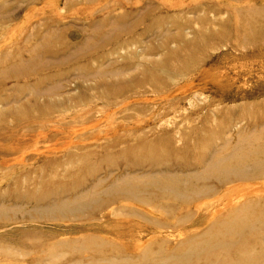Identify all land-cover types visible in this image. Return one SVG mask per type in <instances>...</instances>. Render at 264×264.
Listing matches in <instances>:
<instances>
[{
  "label": "rangeland",
  "instance_id": "374dc122",
  "mask_svg": "<svg viewBox=\"0 0 264 264\" xmlns=\"http://www.w3.org/2000/svg\"><path fill=\"white\" fill-rule=\"evenodd\" d=\"M67 1L0 0L1 69L11 58L7 60L4 53L17 52V47L22 43V35L32 30L31 24L40 16L39 19H42L62 13L70 32L85 28L86 36H94L88 26L90 19L99 21L100 18L115 17L119 11L129 13L146 6L153 8L160 2L169 5L190 1L194 4L199 0H96L92 3H80L76 0L69 3L66 12L63 9ZM251 3L260 2L252 0ZM171 13L174 11L161 12L165 16H170ZM237 14L232 11L218 16L223 22L211 29L215 27V33L231 40L236 29ZM202 16L204 15L188 14L182 10L174 14L165 25L175 33V26L188 24L195 26V31H202ZM134 17L135 15H131L130 20ZM209 17L217 18L213 15ZM143 28L142 25L126 37L144 39L147 36L142 34ZM185 33L189 34L191 40L193 36L197 40L191 28L188 27ZM246 36L258 35L251 33ZM175 37L171 44L174 51H178L183 44V34ZM68 39L80 40L79 36ZM143 41L120 47L116 53L111 49L116 47L113 44L111 48L101 49L98 53L104 64L111 60L120 63L137 60L134 57L137 54L134 53L145 46V40ZM227 46L230 51H236L234 44L229 43ZM210 49L203 61L187 59L193 61V71L161 69L158 77L162 82L153 80L152 86L147 84L146 87L134 88L136 100L140 96L146 99L141 102L127 97L130 96L125 94L128 91L111 84L84 91L71 86L68 94L70 98L53 105L47 104L46 107L55 118L61 114L59 118L62 119L63 113L68 112L71 117H87L84 122L49 126L46 132L55 131L58 126L61 127L59 131L64 132L59 133L56 138L38 137L40 130H35L33 135L36 137L17 145L4 141L3 147L12 153L0 159V264H87L90 261V264H160L163 258L160 251L183 248L188 240V229H184L186 224H180L179 230L161 229L153 224L154 220H160L161 214L166 216L164 209L168 205L180 202L174 195L159 194L144 200L145 202L121 198L110 207L114 212L106 220H87L80 212L72 216L67 212L61 215L62 212L54 211L53 215H49L52 211L42 213L37 212L36 208L39 204L83 201L81 197L84 198L95 190L101 192L113 181L120 180V171L131 169V165L143 158H181L183 162H195L225 139L229 140L233 146L231 149H234L236 140L240 137L262 130L263 126L259 125H264V48L256 50L260 51L258 54L248 57L245 53L250 49L239 48L241 54L230 52L221 60L219 57L222 53H218V49L213 47ZM23 55L28 56L29 53L25 52ZM95 55L98 56L97 53ZM174 56L173 52L170 58L166 56L165 60L159 61L164 65ZM98 63L99 61L93 66L97 67ZM76 65L66 67L75 68ZM205 68L210 70L205 72ZM198 69L203 71L198 72ZM151 75L149 71L139 70L123 79L125 83L134 85L138 84V80H133L132 77L145 79L151 78ZM29 81L14 79L0 85V97L9 98L10 95L21 94L24 84ZM160 85L161 90L166 91H171L174 86L179 88L171 93L156 95L153 86ZM122 98L125 101H120ZM20 104L21 102H11L0 106V109L8 111ZM64 120L72 118L64 117ZM170 148L179 152H168ZM132 152H136L138 157L133 156ZM212 183L214 184L213 181L201 182L198 187ZM227 186L229 189L226 193H209L195 199L192 206L195 216L213 212L223 206L230 209L242 196H264V179L234 181ZM192 188L195 186L192 185ZM52 192L64 194L62 201L55 199ZM18 195L23 197L21 205L12 211L10 209L14 207V197ZM6 214L9 217L3 218ZM255 216L256 214L249 213V218ZM218 217L220 221L229 220L220 214ZM260 218L264 222V214ZM115 222L129 224V227L123 228L126 230L124 232L113 231L110 227ZM98 223L101 226L109 224V227L102 230ZM210 237L206 236L202 241ZM239 238L242 241L234 243L239 251L223 249L207 257H192L186 264H264V232L245 236L222 233L217 239L226 242ZM101 241L111 245H102ZM92 256L94 259L91 260Z\"/></svg>",
  "mask_w": 264,
  "mask_h": 264
},
{
  "label": "bare ground",
  "instance_id": "6f19581e",
  "mask_svg": "<svg viewBox=\"0 0 264 264\" xmlns=\"http://www.w3.org/2000/svg\"><path fill=\"white\" fill-rule=\"evenodd\" d=\"M69 1L63 9L66 12L69 3L71 4L76 0ZM78 1L80 3H92L96 0ZM251 1L234 0L231 3L225 0H199L194 4L190 1L187 3L179 1L169 5L160 2L157 4L158 6L153 8L146 6L129 13L119 11L115 17L100 18L101 21L100 19L99 21L90 19L88 26L94 36H86L85 28H80L78 32H70L71 29L66 28L67 23L64 22L65 16L62 13L48 15L42 19H39L40 16L31 24L32 30L22 35V43L17 47V52L7 51L4 53L6 59L11 58L7 59L8 62L4 64L2 69L0 68V85L7 84L14 79H28L30 81L24 84L25 88L21 94L10 95L9 98L0 97V106L2 107L11 102H21L18 107L10 108L8 111L0 109V159H4L5 156L12 153L3 147L7 142H11L10 145L25 142L29 138L36 137L33 135L35 130H40L38 137L56 138L59 133L64 132L59 131L61 129L59 126L55 131L46 132L49 126L58 123H82L86 120L87 117H71L68 112L63 113L62 119L59 118L61 114L55 118L49 113V108L46 107L47 104L48 106L53 105L60 100L70 98L68 94L71 86L84 91L95 86L111 84L122 88L123 91H128L125 94L130 95L127 97L132 99L136 97L134 88L146 87L147 84L152 86L153 80L161 81L158 77L161 69L180 72L193 71L195 65L192 64V60L187 59L203 61L212 47L218 49V53H222L220 57L218 56L220 60L224 56L226 58L230 52H236V55L241 54L242 51L238 50L239 48L250 49L245 53L247 57L258 54L260 51L257 52L256 50L264 48V0H259L260 3H251ZM182 10L188 14L204 15L201 17V23L204 27L202 31H195V26L191 24L175 26L177 28L176 33L171 27H166L165 23L174 14ZM163 11H174V13L165 16L161 14ZM232 11L238 13V19L236 20V29L233 31V38L229 40L224 35L215 33V27L212 29L211 27L223 22L222 18L218 16H223ZM131 15H135L132 20H130ZM209 15L217 16V18L212 19ZM142 25L144 27L142 34L147 37L142 40L136 36L126 37ZM42 27L44 28L42 29ZM188 27L192 29V33L196 34L197 40H194V36L191 40L189 34L185 33ZM211 30L212 32H210ZM181 33L183 34V44L178 51L177 49L174 51L171 42L176 38V35ZM208 33L210 35L207 36ZM251 33H256L258 36H246ZM74 36H79L80 40L68 39V37L73 38ZM143 40H145V46L143 45L144 47L141 48L140 45V49L134 53L137 54L134 55L137 60H128L125 63L111 60L104 64L101 54L98 53L102 51L101 49L111 48L113 44L116 47L111 49L116 53L120 47L133 43L140 44L144 42ZM229 43L238 47L234 48L236 51H230L229 47H226ZM25 52H28L29 55H23ZM173 52L175 56L171 61H166L162 65L159 60H165L164 57L166 56L170 58ZM96 53L98 56L95 55ZM98 61V66L94 67L93 64ZM72 64H77V67H66ZM139 70L149 71L152 74L151 78L135 79L136 77H132L133 80H138V84L129 85L125 83L123 79L125 76ZM204 70L206 72L210 69L205 68ZM202 71L203 69H198V72ZM153 87L156 89V95L171 93L179 88L174 86L170 89L171 91H166L161 90V85ZM124 98L120 101H125ZM137 98V100L134 98L137 102L146 100L143 96ZM64 117H70L72 120L66 121ZM259 123L257 122V124ZM260 126L263 128L259 132L252 131L236 140L234 149H231L233 146L230 145L229 140L225 139L223 143L214 145L209 154L195 162H183L181 158H143L142 161L131 165V169L127 168L125 171H120V180L113 181L107 189L101 192L95 190L88 196L81 197L80 199L83 201L67 200L64 204H39L36 211L42 213L52 211L49 215H53L54 211L62 212L61 215L67 212L72 216L80 212L87 220H106L114 212L113 209L110 210V207L121 198H132L137 202H145L144 200L159 194L162 196L174 195L180 202L164 207L166 216L161 214L160 220H154L153 224L157 228L170 230H175L180 224H186L184 229H188V240L181 250L160 251L163 256L160 264H186L192 257L201 255L207 257L215 251L223 249L239 251V247L234 246V243L241 242V238L221 242L217 239L218 235L226 233L234 236H245L258 235L264 232L262 231L264 222L260 218L264 214V196H242L236 200L238 203L230 209L223 206L213 212L199 213L197 216H195L192 206L193 201H196L195 199L209 193L222 191L226 193L229 189L227 185L234 181L264 179V125L260 124ZM4 141L6 142L4 143ZM162 151L165 152V149ZM167 151L179 152L174 148ZM132 153L133 156L138 157L136 152ZM206 181H213L214 184L198 187V184ZM192 185L195 188H192ZM52 196L62 201L64 194L52 192ZM22 198L21 195L15 196L14 207L10 210L14 211L21 205ZM132 213L134 214L133 211ZM249 213L256 214V216L249 218ZM135 214L139 215L140 213L135 212ZM219 214L224 218H229V220H218ZM5 217H9V215L6 214L3 218ZM112 224L110 229L116 232H124L129 227V224L126 223L115 222ZM98 226L104 230L103 228L109 227V224L101 226L98 223ZM206 236L211 237L202 241V238ZM101 244L111 245L105 241H101ZM92 259H94L93 256ZM90 263L91 261L87 264ZM69 264H73V262Z\"/></svg>",
  "mask_w": 264,
  "mask_h": 264
}]
</instances>
